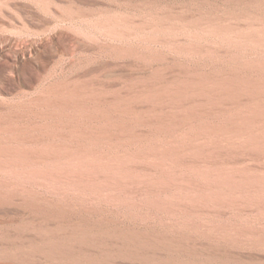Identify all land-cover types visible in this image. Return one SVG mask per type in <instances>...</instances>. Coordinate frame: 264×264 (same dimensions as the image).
<instances>
[{"label": "rangeland", "instance_id": "rangeland-1", "mask_svg": "<svg viewBox=\"0 0 264 264\" xmlns=\"http://www.w3.org/2000/svg\"><path fill=\"white\" fill-rule=\"evenodd\" d=\"M14 260L264 264V0H0Z\"/></svg>", "mask_w": 264, "mask_h": 264}, {"label": "bare ground", "instance_id": "bare-ground-1", "mask_svg": "<svg viewBox=\"0 0 264 264\" xmlns=\"http://www.w3.org/2000/svg\"><path fill=\"white\" fill-rule=\"evenodd\" d=\"M146 237V236H145ZM158 248V247H157ZM178 249V248H177ZM62 250V249H61ZM164 256H166V255H164ZM3 263V262H2ZM13 263V262H12ZM17 263V260H14V264H16ZM19 264V263H18Z\"/></svg>", "mask_w": 264, "mask_h": 264}]
</instances>
